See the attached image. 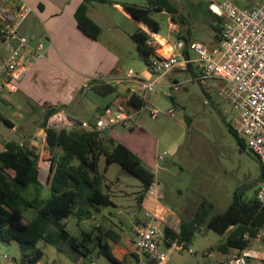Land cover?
Masks as SVG:
<instances>
[{
    "label": "rangeland",
    "instance_id": "obj_1",
    "mask_svg": "<svg viewBox=\"0 0 264 264\" xmlns=\"http://www.w3.org/2000/svg\"><path fill=\"white\" fill-rule=\"evenodd\" d=\"M16 1L0 0V7L8 9V12L13 14L16 7L10 5ZM123 1L143 6L149 5V0ZM170 1L177 7L184 19L179 24L184 29L190 28L193 38L200 40L208 47L218 44L215 38L216 30L213 26L221 25L222 18L220 22L216 20L209 12L208 6L212 2L219 3L222 0ZM251 1L234 0L238 6H249ZM104 11L103 8H99L96 15L103 17L106 13ZM0 13H2L1 10ZM152 15L160 22L159 33L165 37L170 36L169 14L153 10ZM101 38L106 42L112 38L111 28ZM120 38L121 50L124 51L121 53V56L123 55L122 64H125V68L132 66L136 70V66L131 65L132 63L145 65L129 33L121 34ZM7 48L9 46L5 42H0V58L7 53ZM174 76L180 84L178 89L172 87ZM166 78L170 82L169 87L167 89L159 87L156 91L161 96L155 101H146V104L134 114L133 129L123 124H116L105 128L104 135L126 144L156 172V181L160 183L159 189L163 191L162 198L158 202L175 209L179 216L187 221H190L192 212L204 199L215 204L210 215L224 210L236 191L241 193L242 199L246 201L252 199L261 185V167L257 157L247 145L245 149H240L235 135L230 131V126L236 128L239 136L246 141L238 122L240 112L231 104L227 94V83L219 78L202 79V84H205L206 87H204L209 90L210 95L208 96L203 85L193 80L192 74L187 70L173 69ZM85 95L81 92L80 96L84 98L74 100L70 108L79 110L86 104L93 106L95 101L91 96ZM108 95V99L111 98V100L115 97L111 93ZM103 99H96V101ZM3 105V102H0V107ZM8 108L11 109L8 110L9 112L20 114L10 106ZM111 108L115 112L117 105L112 104ZM154 108L160 110L157 116L151 114ZM37 118L39 117L34 116L32 120ZM17 120L19 123L24 122L25 117L20 116ZM63 122L56 121L53 127L59 128L65 125ZM3 127L6 129L5 126ZM33 127L35 125H32ZM40 135H44V130ZM4 138L0 130V149ZM38 142L42 161L41 178L44 185H48L49 158L52 154L41 139ZM104 165L105 160L102 158L100 169H103ZM105 175L110 186L109 190L118 204L109 208L117 213L116 219L123 221V228L128 233L136 218L143 217L144 212L151 209L149 206L151 198L146 195L141 204L138 202V195L143 188L142 180L119 163L110 164ZM44 189L43 195L48 196L47 188ZM35 215V209L26 211L28 218ZM167 216L168 214L160 216V223L163 227L168 224ZM191 234L188 246L193 251L173 250L165 264H218L237 251L236 248L230 246L223 250L227 243L228 233L220 234L209 228L207 219L197 225ZM60 235L59 247L45 239L38 241V246L43 249L44 255L37 264H80L75 258V254H79L71 243V234ZM0 247L5 248L4 252L10 258L19 257L20 252L16 242L2 244ZM82 259L88 261L85 260L87 258ZM95 261L97 264H112L103 255L96 257ZM8 262L9 264L16 263L14 259Z\"/></svg>",
    "mask_w": 264,
    "mask_h": 264
},
{
    "label": "trees",
    "instance_id": "obj_2",
    "mask_svg": "<svg viewBox=\"0 0 264 264\" xmlns=\"http://www.w3.org/2000/svg\"><path fill=\"white\" fill-rule=\"evenodd\" d=\"M100 1L107 0H83L75 12L79 28L94 39L99 37L102 28L88 14V9L92 3ZM122 4L132 16L156 33L160 32L161 25L153 17V10L167 12L173 23L178 26H181L179 22L184 21L177 7L170 0H149L147 6L126 2ZM215 15L216 20L220 22L222 16ZM3 27L4 24L0 19V42L5 41ZM213 28L216 30L215 38L218 41L222 23L214 25ZM131 38L145 63L148 64L152 56L159 57L157 52L159 44L150 41L147 30L139 28L131 34ZM182 39L191 40L190 37L185 36H182ZM184 52L190 56L188 49ZM187 69L194 79L203 85L204 91L209 96V90L205 88V84H202V79L207 78L196 79L200 71L198 67H196L197 72L194 70L193 62ZM93 82L97 80L94 79ZM96 89L102 94H109L115 90V86L101 82ZM127 102L137 109L146 104L145 99L136 96L135 93L129 95ZM58 110L59 107L49 108L41 124L46 132V148L55 160L48 196L43 195L45 185L38 177L39 147L25 140L22 142L10 140L5 142L4 148L0 150V244H10L12 241L18 244L19 257L13 258L17 264H37L44 255L43 249L38 246L39 240L45 239L59 247L60 234H71V243L82 257H91L97 251V254L105 256L112 264H132L128 256L123 258L115 256L109 243L104 240V238L118 240L120 235L115 236L111 230H105L100 226H93L90 230L82 228V233L75 235L68 229L69 218H75L76 225L79 226L85 220L93 219L95 213L102 207L114 204L105 175L110 164L119 163L142 180L143 188L138 195L140 200L145 198L150 186L156 181V172L126 144L111 136H105L104 130L83 127L84 120L74 119L72 125H63L59 128L48 126L49 117ZM99 116H94L87 122L93 126ZM3 120L8 125H12L9 119L3 118ZM229 128L235 135L240 149H245L246 141L239 136L238 130L232 126ZM102 158L105 160V167L100 169ZM260 167L262 183L261 164ZM259 188L253 198L247 201L242 199L240 192L236 191L224 210L211 215L215 204L204 199L192 212L190 221L184 220L178 230L165 226V234L188 245L192 230L207 219L209 228L220 234L228 233L223 250L230 246L239 251L249 243L244 234L247 232L254 237L264 226V204L257 199ZM28 209H35L36 215L28 218L26 216ZM133 256L137 259L135 254Z\"/></svg>",
    "mask_w": 264,
    "mask_h": 264
},
{
    "label": "crops",
    "instance_id": "obj_3",
    "mask_svg": "<svg viewBox=\"0 0 264 264\" xmlns=\"http://www.w3.org/2000/svg\"><path fill=\"white\" fill-rule=\"evenodd\" d=\"M22 1L28 2L32 6L33 11L22 21L18 32L31 38V43L41 41L44 45V57L35 59L30 63L27 67V73L22 74L15 91H10L7 87L3 90L0 98V102L4 104L0 107V130H2L5 138L1 141L2 148L0 150L4 148L5 142L10 140L19 142L25 140L39 147L38 140L41 139L47 146L45 130L44 135L41 136L40 133L44 129L41 127V124L45 120L49 108L59 107V110L49 117L48 125L50 123V126H54L53 123L56 121H65L63 123L68 125L74 119L88 121L94 116L105 114L107 109L112 111V104L117 105L116 111L124 109L129 113L135 114L139 109L127 102L129 95L132 93H135L140 98H144L145 101H155V99L161 96L158 91L146 94L142 92V83L155 79V76L149 71L147 63L145 65L143 63H132L131 65L136 66V70L132 66L126 69L125 64H122L123 55L121 56V53L124 51L121 50V34L127 32L131 37V34L139 28L148 29V27L125 9L122 3L126 1L107 0L94 2L89 6L88 14L102 28L97 39L87 35L78 26L75 12L83 0H17L10 6L16 7L17 10ZM261 1L252 0L249 4L253 5ZM210 4L208 9H210ZM99 8H103L104 12H106L103 14V17L96 15ZM209 12L216 19V13L214 14L211 9ZM168 18L171 35L165 37L158 33V38L155 40L159 44L157 50L160 54L168 55L177 52L174 45L176 40L182 38V36L200 41L191 36L190 28L184 29L182 25L178 26L176 23H173L170 14ZM223 21L224 18L222 17V23ZM110 28L112 38H109L106 42L102 40L101 36L106 34V32L108 33ZM3 42L8 45V42ZM8 54L9 48H7V53L1 56L0 62L4 61ZM30 54L31 50L29 47H25L21 51L17 71L21 72L24 70L26 58L30 57ZM189 54L194 61V70L197 72V56L191 51H189ZM141 58L143 59L142 55ZM130 70L135 72L133 77L129 76ZM178 70L188 71V69ZM192 78L195 80L193 76ZM94 79L97 82H93ZM176 81L177 77L174 76L172 83ZM101 82L110 83L115 86V90L111 92L115 96L113 100L111 98L108 99V94H102L96 89ZM169 83L165 77L160 80L159 87L167 89ZM81 92H84L85 96H91L95 101L94 105L89 106L86 104L79 110L70 108L74 100L84 98L80 96ZM101 98L104 99L96 101V99L100 100ZM8 106L20 114L17 115L14 112H9L8 110L11 109ZM81 112L84 113L82 114ZM20 116L25 117L24 122H21L22 124L17 120ZM34 116H38L39 118L32 120ZM3 118L9 119L12 125H8ZM32 125H35V127L32 128ZM157 183L160 192L162 189H159L160 183L158 181ZM45 186L44 188L48 190L49 184ZM160 194L162 198L163 191ZM150 198L151 204L149 206H151V209L158 208L161 211V216L168 214V224H165L164 227L169 226L178 230L181 223L186 219L181 218L175 209L165 206L160 202L157 204V200L154 197ZM143 200L138 198L140 204ZM113 201V205L102 207L95 213L93 219L85 220L79 226L76 225L75 218H69L68 229L75 235H80L83 229L90 230L93 226H100L105 230H111L115 236L120 235L118 240L104 238L109 243L113 254L118 258L128 256L132 264H139L138 259L133 256L132 239L134 227L145 219L144 214L143 217L136 218L131 224L130 232L126 233L123 228V221L121 219L117 220V213L109 208L110 206L118 205L114 198ZM4 251L5 248L2 249L0 247V264H9V262L3 263L2 253ZM98 256L100 254H97V251L91 257H82L75 254L76 261L80 264H97L95 258ZM82 258H87L85 260L88 261H83L84 259ZM12 260L11 258L10 261ZM145 261L146 264H150L149 260Z\"/></svg>",
    "mask_w": 264,
    "mask_h": 264
},
{
    "label": "built area",
    "instance_id": "obj_4",
    "mask_svg": "<svg viewBox=\"0 0 264 264\" xmlns=\"http://www.w3.org/2000/svg\"><path fill=\"white\" fill-rule=\"evenodd\" d=\"M212 12L222 16L224 21L218 44L208 47L197 40H176L174 47L177 52L168 55L152 56L147 64L155 79L142 83V92H154L160 86V80L167 77L173 69H187L191 62L185 49L197 56L199 76L196 78H219L227 83V94L231 104L240 112V131L244 134L248 148L256 155L263 170V180L257 199L264 204V0L253 5L238 6L234 0H222L210 4ZM3 35L9 46L7 58L0 63V98L5 87L15 91L22 74L27 73L28 66L33 60L44 57V45L41 41L31 43V38L21 35L18 28L22 21L33 11L32 6L22 1L19 8L11 14L8 9L0 7ZM150 41L156 42L158 33L146 29ZM29 47L30 57L26 58L23 71H17L20 63L21 51ZM135 72L129 71L133 77ZM173 89L180 88L178 82L172 83ZM169 96H171L169 94ZM171 112L173 110H170ZM160 113L158 108L151 111L153 116ZM134 114L124 109L118 111L106 110L99 116L95 125L87 121L82 126L88 129L104 130L107 127L123 124L133 126ZM73 120L68 125H72ZM157 181L149 188L147 195L157 200L161 198ZM161 211L158 208L144 212L145 219L134 227L133 254L139 264H146L149 260L153 264H165L173 250H188L192 248L178 239L169 238L160 223ZM249 240L247 246L230 255L222 264H264V226L256 236L245 233ZM3 263L11 260L8 254L2 253Z\"/></svg>",
    "mask_w": 264,
    "mask_h": 264
},
{
    "label": "water",
    "instance_id": "obj_5",
    "mask_svg": "<svg viewBox=\"0 0 264 264\" xmlns=\"http://www.w3.org/2000/svg\"><path fill=\"white\" fill-rule=\"evenodd\" d=\"M48 126H50V123H49V125ZM44 130V129H43ZM41 163H42V161H41V159H40V161H39V165H38V168H39V179H40V181H42V178H41V175H42V169H41ZM54 168H55V160H54V157H53V155L49 158V169H48V175H47V183H49L50 182V179H51V176H52V174H53V171H54ZM43 182V181H42Z\"/></svg>",
    "mask_w": 264,
    "mask_h": 264
},
{
    "label": "bare ground",
    "instance_id": "obj_6",
    "mask_svg": "<svg viewBox=\"0 0 264 264\" xmlns=\"http://www.w3.org/2000/svg\"><path fill=\"white\" fill-rule=\"evenodd\" d=\"M46 165H47V164L45 163V165H44L45 168H46Z\"/></svg>",
    "mask_w": 264,
    "mask_h": 264
}]
</instances>
